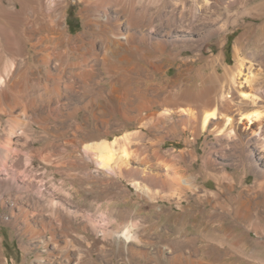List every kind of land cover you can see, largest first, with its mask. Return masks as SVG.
Here are the masks:
<instances>
[{
    "label": "rangeland",
    "instance_id": "1",
    "mask_svg": "<svg viewBox=\"0 0 264 264\" xmlns=\"http://www.w3.org/2000/svg\"><path fill=\"white\" fill-rule=\"evenodd\" d=\"M185 1L189 6L203 3V0ZM83 6L76 0H67V24L71 34L83 29L85 19L79 14ZM200 9L194 25L200 30H211V35L199 46L183 51V56L192 57L191 60H178L171 67L167 76L174 78L186 66H191L187 77L179 78L176 85L174 82L172 90L186 84L199 89L204 78L216 79L224 73L225 67L234 64L235 49L239 47L244 49L245 58L239 80H244L251 66L255 74L251 91L262 95L257 104L248 105L246 109L258 108L264 113V0H210L208 6ZM141 32L139 28L131 29L134 36ZM192 34L198 37L197 32ZM199 49L201 54L195 57ZM27 51L32 54L30 46ZM8 61L11 57H5L1 66ZM162 78L158 74L157 80L162 81ZM109 82L110 79L103 80L105 85ZM24 85L30 97L37 96L36 87L30 83ZM221 85L224 86V82L214 86V94L217 106L223 110L225 107L218 98L228 89ZM107 100L111 104L108 109L113 112L106 113L105 107L100 115L109 118L108 123L98 122L108 130L95 140H111L127 132L140 131L141 136L130 145L149 153L151 170L154 168L153 173L160 179L150 191L137 187L128 174L104 168L98 161H87L82 146L71 143L74 129L69 126L68 118L63 123L53 118L33 123V136L24 132L23 137L19 133L12 144V156L5 163L1 155L2 139L9 120L21 116V108L12 98L6 99V95L1 94L0 264L63 262L58 255L40 261L38 256L45 251L40 250L38 241H31L22 233L24 223L16 217L17 213L24 212L34 217L39 213L37 203H44L49 197L59 199L64 237L78 264H264V230L255 228V220L261 219L264 224V202L259 200L264 191L258 186L264 161L256 157L253 166H248L250 159L246 149V138L257 128V122L249 124L246 119L240 120L241 138L236 139L212 126L205 131L187 128L180 121L184 115L178 113L174 117L178 124L175 130L169 128L171 121L167 120L156 129L138 121H127L117 110L116 97L108 96ZM161 109L159 106L158 110ZM86 115L87 110H82L78 117L85 130ZM53 123L64 125L66 133L54 136L49 131ZM51 143L56 145L50 157L47 146ZM39 148L44 149L43 155L33 151ZM153 148L159 149L161 159L155 157ZM46 158L55 163H47ZM135 158L134 152L128 156L130 166L142 169L144 161ZM6 172H9L8 177ZM176 177L187 180L188 186L181 181L175 183ZM249 197L252 201L246 207L243 201ZM126 227L139 234L143 246L136 249L147 251L146 255H132L124 248L116 235ZM154 248L162 250L157 262L151 258Z\"/></svg>",
    "mask_w": 264,
    "mask_h": 264
},
{
    "label": "bare ground",
    "instance_id": "2",
    "mask_svg": "<svg viewBox=\"0 0 264 264\" xmlns=\"http://www.w3.org/2000/svg\"><path fill=\"white\" fill-rule=\"evenodd\" d=\"M76 2L84 4L79 14L85 22L81 31L71 34L67 24V0H0V105L1 94L4 93L6 99L12 98V102L21 108V116L9 120V128L2 139L1 155L5 163L12 156V144L19 133L33 136V123L50 118L63 123L68 118L71 120L69 126L74 129L71 143L82 146L87 161H98L104 168H112L121 175L128 174L137 187L143 186L150 191L160 179L158 174L153 173L154 168L151 170L149 153L130 145L132 140L141 136L140 131L127 132L111 140H95L96 136L108 130L99 126V122L103 125L109 120L100 115L101 111L105 107L106 113L112 111L108 109L111 108L108 96L116 97L119 102L117 110L121 111L124 119L156 129L167 120L171 121L169 128L175 130L178 124L174 117L178 113L184 115L180 121L187 128L205 131L212 126L236 139L241 138L238 130L240 120L246 119L249 124L257 122V128L246 138L250 159L248 166H253L252 161L256 157L264 161V113L258 108L246 109L248 105L257 104L262 97L251 91L255 78L251 66L244 80H239L245 67L244 49L242 51L237 47L234 64L225 67L224 73L216 79L211 76L204 78L199 89L186 84L178 90L176 88V91L172 90L174 82L176 85L179 78L190 73L189 65L174 78L167 76L176 61L188 62L192 59L183 56L185 49L199 46L211 35V30H200L194 25L200 8L208 6L210 0H203L201 6H189L185 0ZM135 28L142 31L140 35L131 34V29ZM194 32L198 33V37L192 34ZM29 46L32 54L27 51ZM200 50L195 57L200 56ZM5 57H11V61L1 66ZM215 73L218 74L217 70ZM158 74L162 75V81L157 80ZM105 79H110L107 85L103 84ZM218 82H224L221 87L228 89L227 92L223 90L218 98L225 107L223 110L217 106L214 94V86ZM29 83L37 88L36 97L32 98L26 92L24 84ZM159 106H162L161 110H158ZM82 110H87L86 130L78 119ZM145 111L147 115L143 116ZM49 131L54 136L66 133L64 125L58 123H53ZM22 134L25 137L26 134ZM55 145L51 143L47 146L49 156ZM33 151L43 155L44 149ZM132 152L136 153L140 162L144 161L142 169L130 166L128 156ZM152 152L161 159L158 148H153ZM45 161L55 163L51 158ZM179 181L188 186L187 180L176 177L175 183ZM258 186L260 191H264V170L261 171ZM259 200L264 202V196ZM250 201V197L244 199V206L248 207ZM39 203V213L34 217H28L25 212L16 215L24 223L22 233L31 241H38L40 250L45 251L39 254L38 259L45 262L51 255H58L64 259L59 264H78L64 237L66 232L62 228L63 213L58 207L59 199L49 197L44 199V203ZM255 223L257 230H264L261 219L255 220ZM116 236L132 255H146L147 251L136 249L143 245L139 234L132 232L131 228L126 227ZM153 254L151 258L157 262L162 250L154 248Z\"/></svg>",
    "mask_w": 264,
    "mask_h": 264
}]
</instances>
